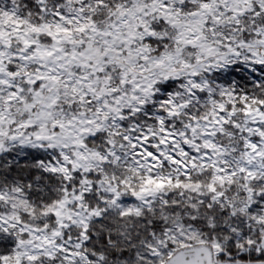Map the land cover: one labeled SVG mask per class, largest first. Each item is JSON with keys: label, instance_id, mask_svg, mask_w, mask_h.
Wrapping results in <instances>:
<instances>
[{"label": "snow or ice", "instance_id": "1", "mask_svg": "<svg viewBox=\"0 0 264 264\" xmlns=\"http://www.w3.org/2000/svg\"><path fill=\"white\" fill-rule=\"evenodd\" d=\"M0 264H264V0H0Z\"/></svg>", "mask_w": 264, "mask_h": 264}]
</instances>
